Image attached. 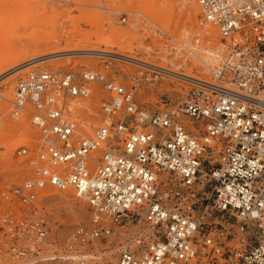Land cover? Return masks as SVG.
<instances>
[{"label":"built area","instance_id":"built-area-1","mask_svg":"<svg viewBox=\"0 0 264 264\" xmlns=\"http://www.w3.org/2000/svg\"><path fill=\"white\" fill-rule=\"evenodd\" d=\"M197 3L198 24L232 45L214 80L138 60L128 83L95 69L19 78L9 116L29 112L40 143L18 150L31 177L1 192L0 264H264V0ZM170 78L183 100L149 117L139 91ZM94 82L111 99L85 136L67 102ZM48 186L85 200L90 224L54 236Z\"/></svg>","mask_w":264,"mask_h":264},{"label":"rangeland","instance_id":"rangeland-1","mask_svg":"<svg viewBox=\"0 0 264 264\" xmlns=\"http://www.w3.org/2000/svg\"><path fill=\"white\" fill-rule=\"evenodd\" d=\"M100 2L102 7H96L95 4ZM189 3L197 5L195 24L201 28L207 27L197 22V0H0V79L6 77L0 82V212L6 206L1 192L32 175L33 169L26 158L18 154L19 148L27 146L34 151L40 143V132L31 123L29 112H24L18 118L9 116V100L13 99L19 78L31 71L45 69L76 72L84 69L103 70L108 57L79 53L71 55L70 52L87 51L90 47L73 48L67 41L68 30L75 22H82L97 12H102L103 18L101 21H97L100 18L95 19L100 25L103 22L101 28L95 24L98 32L105 36L118 34L124 39L127 50L112 45L107 48L119 53L144 56L153 63L166 60L165 51H168V58L177 59L187 53L185 44L191 46L196 43L190 37L186 24ZM106 17L110 18V22L104 26ZM139 31L146 34L140 35ZM73 37L79 40L81 35ZM220 42L228 46L222 49V70L232 45L229 39L221 35ZM197 44V50L203 57H209L212 46L206 41ZM132 46H138V49ZM147 48L151 49L145 52ZM196 59L205 68L208 79H216L217 75L206 68L202 59ZM111 60V71L122 76V81L128 83L126 75L130 76L137 67L119 58ZM209 65L217 66L213 56ZM18 68L20 70L14 72ZM180 83L170 78L146 84L138 93V107L150 117L157 110L177 106L185 96V92L178 86ZM88 98H70L67 107L70 117L77 121L80 133L93 136L105 121L103 105L111 95L96 84L93 100L89 101ZM153 129L154 126L147 120L137 128L138 131ZM40 201L51 218L52 234L59 239L67 236L78 222L90 224V206L85 200L77 199L71 191L48 188L42 193Z\"/></svg>","mask_w":264,"mask_h":264},{"label":"bare ground","instance_id":"bare-ground-1","mask_svg":"<svg viewBox=\"0 0 264 264\" xmlns=\"http://www.w3.org/2000/svg\"><path fill=\"white\" fill-rule=\"evenodd\" d=\"M74 1H79V0H74ZM95 6L101 8L102 2L95 4ZM187 6H188L187 19H186L187 20L186 21L187 29L190 32V37L196 42L194 45H191V46L186 45V44L184 45L185 48H187V53H186L187 55L186 54L180 55L179 57H177V59H173V58H168V51H165V53H167V55H166L167 59L165 58L166 60L159 61L158 63H156V62L153 63L152 61L148 60L144 56L141 57V56H138L135 54L124 53V52L119 53L120 51L115 52V50L107 48L108 45H112V46H114L120 50H127V49H125L124 39L122 37H119L118 34L105 36V35L98 32V27L101 28V26L103 24V22H101V25L97 22V21L103 20L102 12L93 13L90 16H88L86 18V20H84L82 22L77 21L72 25V27L69 28L68 35H67V38H68L67 41L71 44V47H73V48L87 47V46L90 47L87 51L86 50L74 51V52H70V54L71 53L72 54L73 53L74 54L79 53V54H90V55H94V56H105L108 58L109 57L110 58H119V60L121 59V60H124L126 62H130V61L135 62L134 60L150 62V63L156 64L160 67L166 68L168 70H171V71L177 73L175 75L178 77H181L182 75H186V76H190L193 78L207 79L208 80V74L205 73V68L203 67V65H201V63L196 58L198 57V58L202 59L204 64L207 66L206 68H208L209 70H212V72L215 75H218L219 71L221 70L220 62H222V59H223L222 49L224 48V46H226V48L228 46H227V43H225V42L221 43L220 42V35L221 34L218 33L217 28H215L212 25H206L207 27L201 28L195 24V21H194L195 12L197 10L196 4L190 5V3H189ZM98 18H100V20H97ZM107 19L109 21H107ZM105 20H106V22L104 23V26H106L107 23L110 22V18L106 17ZM95 24H97L98 27L95 26ZM116 26H118V25L116 24ZM117 32H119V31H117ZM77 34L81 35V38L79 40H75V38L73 37L74 35H77ZM139 34L145 35L146 33L139 31ZM200 41L201 42L206 41L207 43H209L212 46V48L209 49L210 54H209V57H207V58H204L203 55L201 54V52H199L197 50V48H198L197 43H199ZM132 48L138 49V46H132ZM149 49H151V48H147V50L145 49V52H148ZM212 56L216 60V64H217L216 67L209 65V60H212ZM59 57H61V56H59ZM30 62H32V61H30ZM132 62H130V63H132ZM222 68H223V66H222ZM18 70H20V68L16 69L14 72H17ZM103 71H106L107 73H115V72L111 71V69L103 68ZM120 77H122V76H120ZM5 78L6 77H3L2 79H0V82L3 81V79L5 80ZM96 84H99L102 86V84L97 83V82L91 83L90 84V86H91L90 94L87 96H84V97H89L87 99L89 101L93 100L92 97L94 96V92L96 91ZM110 99H108V100H110ZM108 100H106V101H108ZM48 188H52V187L48 186L47 188H45V190ZM41 196H42V194H41Z\"/></svg>","mask_w":264,"mask_h":264}]
</instances>
